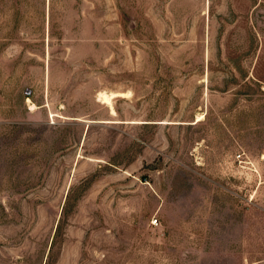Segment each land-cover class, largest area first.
<instances>
[{
    "label": "rangeland",
    "instance_id": "374dc122",
    "mask_svg": "<svg viewBox=\"0 0 264 264\" xmlns=\"http://www.w3.org/2000/svg\"><path fill=\"white\" fill-rule=\"evenodd\" d=\"M0 264H264V0H0Z\"/></svg>",
    "mask_w": 264,
    "mask_h": 264
},
{
    "label": "built area",
    "instance_id": "2783aa9c",
    "mask_svg": "<svg viewBox=\"0 0 264 264\" xmlns=\"http://www.w3.org/2000/svg\"><path fill=\"white\" fill-rule=\"evenodd\" d=\"M151 223H156V220L154 219V220H151Z\"/></svg>",
    "mask_w": 264,
    "mask_h": 264
},
{
    "label": "bare ground",
    "instance_id": "6f19581e",
    "mask_svg": "<svg viewBox=\"0 0 264 264\" xmlns=\"http://www.w3.org/2000/svg\"><path fill=\"white\" fill-rule=\"evenodd\" d=\"M105 99V98H104ZM104 101V100H103Z\"/></svg>",
    "mask_w": 264,
    "mask_h": 264
}]
</instances>
